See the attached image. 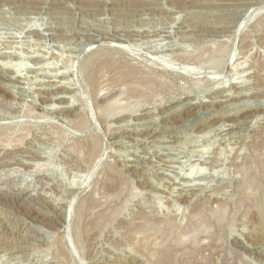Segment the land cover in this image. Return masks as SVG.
Returning a JSON list of instances; mask_svg holds the SVG:
<instances>
[{
	"label": "rangeland",
	"instance_id": "obj_1",
	"mask_svg": "<svg viewBox=\"0 0 264 264\" xmlns=\"http://www.w3.org/2000/svg\"><path fill=\"white\" fill-rule=\"evenodd\" d=\"M263 1L0 0V264H264Z\"/></svg>",
	"mask_w": 264,
	"mask_h": 264
},
{
	"label": "bare ground",
	"instance_id": "obj_2",
	"mask_svg": "<svg viewBox=\"0 0 264 264\" xmlns=\"http://www.w3.org/2000/svg\"><path fill=\"white\" fill-rule=\"evenodd\" d=\"M112 1V0H111ZM252 1V0H251ZM264 2V1H263ZM262 3V2H261ZM252 6V5H251ZM136 7V6H135ZM137 7H139V6H137ZM57 32V31H56ZM62 32V31H61ZM35 33V32H34ZM39 33V32H38ZM41 33V32H40ZM131 34V33H130ZM118 45V44H117ZM114 47H115V45H114ZM117 47H119V45L117 46ZM121 48V47H120ZM119 48V49H120ZM125 48V47H124ZM107 52V51H113V52H115V53H117V52H120L118 49H116V47L115 48H110V50H106V49H99L98 51H96V53L93 55V56H95L96 54H97V52H99V54H101V53H103V52ZM126 51V50H125ZM105 52V53H106ZM105 53H103V54H105ZM110 53V52H109ZM92 56V57H93ZM94 58V57H93ZM93 58H90L89 59V66L87 67L88 68V71H87V73H85V70H86V67H85V70H84V74H86V76L85 75H83V76H85V83H86V86H87V90H89L88 88H90L91 89V91H90V93H91V95H92V97H94V99H97L96 101H98V86H97V84H98V82H97V73H99L100 71H102L103 69H107V68H110V63L109 62H105V61H108V60H106L105 59V61H102V62H100V61H98V60H95V59H93ZM108 59H109V61H111V59H110V56H109V54H108ZM102 60V59H101ZM112 62V61H111ZM99 63V64H98ZM85 66H87L86 64H85ZM111 67H112V65H111ZM131 74V73H130ZM129 74V75H130ZM84 83V82H83ZM85 83H84V85H85ZM86 88V87H85ZM57 90V89H56ZM45 95V94H44ZM47 96V95H46ZM50 96V95H49ZM111 103H109V104H98L99 106H100V111H98V112H101L100 114H103V113H105V112H109V113H113L114 111H116L117 109H119L120 107H117V101H110ZM98 110V109H97ZM131 110H133V109H131ZM94 150V149H93ZM82 202H84V201H82ZM84 203H82V205H83ZM80 205H81V203H80ZM81 207L79 206V208H78V210H81L80 209ZM79 212V211H78ZM80 214H81V212H79ZM78 216H79V214H78ZM77 216V217H78ZM81 217V216H80ZM80 217H79V220H80ZM78 220V221H79ZM169 221V220H168Z\"/></svg>",
	"mask_w": 264,
	"mask_h": 264
}]
</instances>
